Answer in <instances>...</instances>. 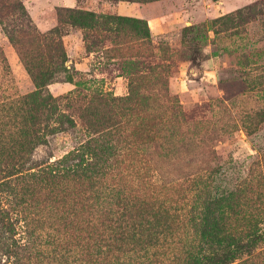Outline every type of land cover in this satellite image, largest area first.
I'll return each instance as SVG.
<instances>
[{
	"label": "rangeland",
	"instance_id": "374dc122",
	"mask_svg": "<svg viewBox=\"0 0 264 264\" xmlns=\"http://www.w3.org/2000/svg\"><path fill=\"white\" fill-rule=\"evenodd\" d=\"M72 1L0 0V264H188L236 190L264 229V0Z\"/></svg>",
	"mask_w": 264,
	"mask_h": 264
},
{
	"label": "trees",
	"instance_id": "16d2710c",
	"mask_svg": "<svg viewBox=\"0 0 264 264\" xmlns=\"http://www.w3.org/2000/svg\"><path fill=\"white\" fill-rule=\"evenodd\" d=\"M258 4L259 2H255L254 5L243 10H237L225 18L231 23L235 22V18L238 21L244 20L246 18L243 13L245 11L251 13ZM239 194H241V191L236 190L234 196L226 199L216 197L211 199L207 194L205 203L198 210L200 218H198L197 226L201 227L199 232L201 238L207 239V246L212 248L210 243L215 242L217 247L216 250L207 246L206 248L205 246L199 247L194 257L189 256L188 259L191 261L188 264H264V251L256 252L254 250L255 246L262 240L264 229H259L258 221L254 217H248V211H243L240 208L245 204L236 203L235 208H232L229 204V201L234 203ZM137 235L139 234L134 226L127 223L113 239L123 243L128 237L135 238ZM159 243L168 246L172 244V239L157 238L154 245H159ZM99 254H103V252ZM236 259H238V262L235 261Z\"/></svg>",
	"mask_w": 264,
	"mask_h": 264
},
{
	"label": "crops",
	"instance_id": "0c3cea01",
	"mask_svg": "<svg viewBox=\"0 0 264 264\" xmlns=\"http://www.w3.org/2000/svg\"><path fill=\"white\" fill-rule=\"evenodd\" d=\"M66 1V4L67 5H72L73 1L72 0H65ZM226 1H229V0H220L219 3H226ZM233 8H237V6L235 7H230V9H233Z\"/></svg>",
	"mask_w": 264,
	"mask_h": 264
}]
</instances>
